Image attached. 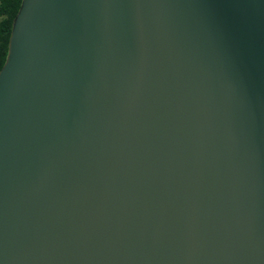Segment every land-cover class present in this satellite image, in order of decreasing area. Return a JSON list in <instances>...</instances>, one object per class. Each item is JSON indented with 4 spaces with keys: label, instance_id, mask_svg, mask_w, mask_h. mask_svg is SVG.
<instances>
[{
    "label": "water",
    "instance_id": "1",
    "mask_svg": "<svg viewBox=\"0 0 264 264\" xmlns=\"http://www.w3.org/2000/svg\"><path fill=\"white\" fill-rule=\"evenodd\" d=\"M0 264H264V0H21Z\"/></svg>",
    "mask_w": 264,
    "mask_h": 264
},
{
    "label": "trees",
    "instance_id": "2",
    "mask_svg": "<svg viewBox=\"0 0 264 264\" xmlns=\"http://www.w3.org/2000/svg\"><path fill=\"white\" fill-rule=\"evenodd\" d=\"M21 0H0V69L7 54L11 25Z\"/></svg>",
    "mask_w": 264,
    "mask_h": 264
}]
</instances>
